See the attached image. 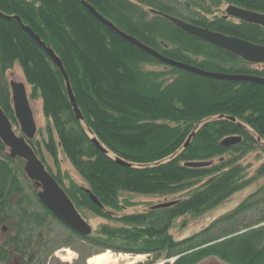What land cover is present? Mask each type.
<instances>
[{
    "label": "trees",
    "instance_id": "trees-1",
    "mask_svg": "<svg viewBox=\"0 0 264 264\" xmlns=\"http://www.w3.org/2000/svg\"><path fill=\"white\" fill-rule=\"evenodd\" d=\"M86 1L119 29L171 59L206 71L264 78V64L245 62L161 15L264 46V27L224 18L221 8L235 5L264 13V0ZM0 12L19 16L54 50L82 119H76L64 78L48 55L15 19L0 15L1 109L15 124L5 73L17 63L32 96L42 101L48 120L45 151L58 167L59 145L102 207L81 186L65 187L59 167L56 174L46 169L78 211L87 209L121 224H102L97 235L85 237L67 228L37 197L39 188L26 176L23 159L10 157L0 140V264H59L52 257L59 247L76 249L79 259L95 248L121 251L112 248L116 239L151 256L147 264H169L174 257L170 264H198L210 257L227 264H264V184L192 235L174 239L170 233L177 219L212 210L251 183L241 158L264 142L263 83L205 77L162 64L103 25L80 0H0ZM98 54L110 68L104 74L89 58ZM154 64L164 70L144 68ZM230 136L240 140L222 145ZM29 144L43 162L39 147L32 140ZM191 162L210 164L187 165ZM256 174L264 176V162ZM126 193L177 196L171 206L117 216L129 205ZM56 227L62 236H53Z\"/></svg>",
    "mask_w": 264,
    "mask_h": 264
},
{
    "label": "water",
    "instance_id": "water-1",
    "mask_svg": "<svg viewBox=\"0 0 264 264\" xmlns=\"http://www.w3.org/2000/svg\"><path fill=\"white\" fill-rule=\"evenodd\" d=\"M83 5L87 10L103 25L109 28L112 32L116 33L125 41L136 46L143 52L149 54L155 59L162 63L196 73L201 76L211 77L216 79L234 80V81H250L264 84V78L254 75H242V74H226L219 72H211L196 68L194 66L184 64L172 60L155 49L144 45L142 42L138 41L133 36L120 30L114 23L109 21L103 15L98 13L92 5L86 1H82ZM0 15L6 18H14L19 22L22 29L33 39L35 42L41 46L44 51L48 54L52 62L60 71L61 75L65 81V87L69 102L72 106V111L76 119H82V113L76 102L74 93L72 91L68 75L64 69V66L58 56L54 51L46 45L37 34L29 27L22 23L18 16H6L0 12ZM167 20L172 22L175 26L183 30L184 32L207 41L214 46L222 48L229 51L237 56H239L243 61L253 64H264V46L257 45L234 36H227L219 32H214L208 28H202L194 24L185 22L181 19L175 18L170 15L161 14ZM225 18L232 17L247 23L256 24L264 27V13L254 12L239 8L234 5H228L225 8ZM11 90V100L14 111V116L16 122L19 126L20 135H17L13 129L12 123L3 110L0 107V140L8 148L10 157H20L24 160V172L26 176L33 180L36 185L40 188L37 196L42 204L50 210V212L59 220L63 225H65L70 230L80 234L81 236H89L91 234V226L82 218L80 213L75 208L73 202L65 193V191L56 182L53 176L46 170L42 161L37 157L34 150L28 144V140L32 139L36 133V123L34 120L33 112L29 104L27 91L24 83L10 81L9 82ZM233 119V117H230ZM190 137L187 139L185 146L188 144ZM240 140L238 136L226 137L221 141L224 146H230ZM92 142L96 147L102 152L106 153L107 150L96 140L92 139ZM116 162L125 166L130 165L128 162L120 158H116ZM210 162H191L187 163L189 166H206ZM91 200L98 206L102 207V204L98 199L90 192V190L83 188ZM175 201H168L155 204L151 206L152 209L164 208L171 206Z\"/></svg>",
    "mask_w": 264,
    "mask_h": 264
},
{
    "label": "rangeland",
    "instance_id": "rangeland-1",
    "mask_svg": "<svg viewBox=\"0 0 264 264\" xmlns=\"http://www.w3.org/2000/svg\"><path fill=\"white\" fill-rule=\"evenodd\" d=\"M221 8H225V5L221 6ZM207 17H211L212 15L202 13ZM220 14V12H219ZM91 60L98 66V69L101 71V73H105L107 71H110V68L107 64L104 63V56L101 54L90 56ZM256 67H260L261 65L257 64ZM144 68L149 70H164V66L160 64H154V65H146ZM5 78L7 80V83L10 80L21 82L25 84L29 104L31 106V109L33 111L34 120L36 123L37 131L33 138V142L36 144L37 148L39 147L41 157L43 159V162L45 163L48 170H50L52 173H57L58 167L60 170L61 180L63 181V184L65 187H69L70 183H73L75 185L86 187V183L84 180L80 177V175L77 173V171L74 169L70 161L67 159L65 154L63 153L62 149L59 145H57V164L56 166L53 158L45 151L43 146V140L47 138V128H48V120L44 116L42 112V101L39 96H32V87L26 82L23 72L20 68V66L17 63H14L11 69H8L5 73ZM127 97L122 95V99L127 100ZM153 104L152 102L150 103ZM149 105V103H148ZM13 129L16 133L19 131L18 125H14ZM118 133V132H117ZM54 140L57 142V136L54 134ZM264 162V142L260 143V145L256 148H253L252 150L248 151L242 158L241 163L246 167V170L249 174V176L252 179L251 183L246 186L245 188L241 189L240 191H237L234 193L231 197H229L227 200H225L222 204L217 206L216 208L206 211L203 214L196 216V217H181L177 219V223L172 226L170 229V233L174 239H181L188 237L192 235L193 233L205 228L208 226L214 219L228 213L232 209H234L236 206H238L243 200H245L250 194L257 191L263 184H264V176H258L256 174V171L258 167L261 165V163ZM49 172V171H48ZM50 173V172H49ZM51 174V173H50ZM128 198L129 205L125 207L121 212H117V216H120L123 213H132V212H143L149 209L150 206H153L157 203L161 202H167V201H173V199H176L177 195L174 196H155V195H139V194H125ZM81 211V212H80ZM78 211L80 215L85 219V221L91 226L92 229V235H97L96 230L99 228L100 225L106 224L110 227H118L121 226L120 223L114 220H106L101 217H98L94 215L92 212H90L87 209ZM184 218V219H183ZM183 220L186 222L185 225H181ZM4 226V225H3ZM63 230L58 229L57 227L53 230V236L58 237L59 235L62 236ZM113 244L112 248H119L117 251L116 249H104L101 251L100 249H91L87 250V253L85 258L91 254L99 253V252H105L110 251L113 254H123V255H129L131 257H137L138 260H136L133 264H147V261L150 259L151 256H149L146 253H141L140 250L135 249H127V248H134L133 243H129L128 241H123L120 239H116L112 241ZM111 245V244H110ZM77 247V246H76ZM80 248V247H79ZM63 249H68L71 251V258L69 260H63V256H67V253L63 252ZM64 250V251H65ZM76 249H73L71 247H59L56 249L54 254L52 255L54 262L56 261L59 264H86L85 258H77L78 253L76 252ZM125 251V252H124ZM86 252V249L83 250V253ZM175 260V259H174ZM171 259L169 262L172 263L174 261ZM160 260L156 261L154 264H158ZM198 264H227L218 258L210 257L206 258L203 261L199 262Z\"/></svg>",
    "mask_w": 264,
    "mask_h": 264
},
{
    "label": "bare ground",
    "instance_id": "bare-ground-1",
    "mask_svg": "<svg viewBox=\"0 0 264 264\" xmlns=\"http://www.w3.org/2000/svg\"><path fill=\"white\" fill-rule=\"evenodd\" d=\"M81 3L83 0H80ZM86 1V0H84ZM87 2V1H86ZM88 3V2H87ZM83 4V3H82ZM90 4V3H89ZM91 5V4H90ZM93 6V5H92ZM228 5L225 6V8L227 7ZM235 6V5H234ZM94 7V6H93ZM225 8H224V15H225ZM240 8V7H239ZM87 9V8H86ZM94 9L98 12V10L94 7ZM99 13V12H98ZM223 15V17H224ZM16 16V15H15ZM19 17V16H18ZM174 17V16H173ZM20 18V17H19ZM106 18V17H105ZM175 18H178V17H175ZM225 18V17H224ZM227 18H231V19H234L232 17H227ZM14 19V18H12ZM180 19V18H178ZM21 20V19H20ZM182 20V19H181ZM238 20V19H237ZM17 21V20H16ZM22 21V20H21ZM110 21V20H109ZM184 21V20H183ZM18 22V21H17ZM186 22V21H185ZM19 23V22H18ZM23 23V22H22ZM24 24V23H23ZM20 25V24H19ZM26 25V24H24ZM28 26V25H26ZM21 27V25H20ZM22 28V27H21ZM202 28H206V27H202ZM180 29V28H179ZM121 30V29H120ZM214 32H218V31H214ZM35 33V32H34ZM221 33V32H219ZM36 34V33H35ZM188 34V33H187ZM223 34V33H222ZM190 35V34H189ZM225 35V34H224ZM192 36V35H191ZM228 36V35H227ZM195 37V36H194ZM40 38V37H39ZM197 38V37H196ZM41 39V38H40ZM200 39V38H198ZM138 40V39H137ZM202 40V39H201ZM35 41V40H34ZM41 41H43L41 39ZM139 41V40H138ZM204 41V40H203ZM44 42V41H43ZM207 42V41H206ZM37 43V42H36ZM209 43V42H208ZM38 44V43H37ZM144 44V43H143ZM211 44V43H210ZM132 45V44H131ZM145 45V44H144ZM213 45V44H212ZM39 46V45H38ZM134 46V45H133ZM147 46V45H146ZM43 51L44 49L39 46ZM136 47V46H135ZM52 49V48H51ZM139 49V48H138ZM53 50V49H52ZM54 51V50H53ZM45 52V51H44ZM46 53V52H45ZM55 53V52H54ZM47 54V53H46ZM56 54V53H55ZM162 54V53H161ZM48 55V54H47ZM163 55V54H162ZM57 56V55H56ZM165 56V55H164ZM49 57V56H48ZM167 57V56H166ZM50 58V57H49ZM154 58V57H153ZM169 58V57H168ZM155 59V58H154ZM171 59V58H170ZM157 60V59H156ZM174 60V59H172ZM52 61V60H51ZM159 61V60H158ZM177 61V60H175ZM160 62V61H159ZM177 62H180V61H177ZM162 63V62H160ZM181 63H184V62H181ZM162 64H165V63H162ZM184 64H187V63H184ZM165 65H168V64H165ZM188 65H191V64H188ZM168 66H171V65H168ZM191 66H194V65H191ZM171 67H174V66H171ZM196 67V66H194ZM177 68V67H176ZM198 68V67H196ZM65 69V68H64ZM180 69V68H179ZM200 69V68H199ZM183 70V69H182ZM203 70V69H202ZM66 71V70H65ZM186 71V70H185ZM67 73V72H66ZM193 73V72H192ZM196 74V73H195ZM68 75V74H67ZM71 85V84H70ZM65 253H67V256H63L62 259L63 260H69L71 258V251L66 249L65 251H63ZM137 257H131L129 255H123V254H113L111 253L110 251H105V252H101L99 254H94L92 256H90L87 261H86V264H133L136 262Z\"/></svg>",
    "mask_w": 264,
    "mask_h": 264
},
{
    "label": "flooded vegetation",
    "instance_id": "flooded-vegetation-1",
    "mask_svg": "<svg viewBox=\"0 0 264 264\" xmlns=\"http://www.w3.org/2000/svg\"><path fill=\"white\" fill-rule=\"evenodd\" d=\"M33 112V111H32ZM32 141H33V139H32ZM5 229V227L3 226L2 228H1V230H4Z\"/></svg>",
    "mask_w": 264,
    "mask_h": 264
}]
</instances>
